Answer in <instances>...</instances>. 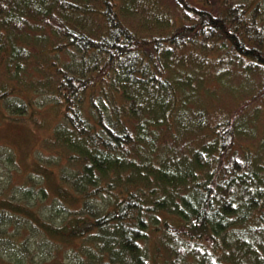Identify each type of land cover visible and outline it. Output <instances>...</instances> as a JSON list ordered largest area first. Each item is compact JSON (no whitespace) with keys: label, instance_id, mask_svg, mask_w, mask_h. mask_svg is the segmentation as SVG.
I'll use <instances>...</instances> for the list:
<instances>
[{"label":"trees","instance_id":"16d2710c","mask_svg":"<svg viewBox=\"0 0 264 264\" xmlns=\"http://www.w3.org/2000/svg\"><path fill=\"white\" fill-rule=\"evenodd\" d=\"M6 50L0 105L50 86L61 116L50 187L0 197V264H264V0H0Z\"/></svg>","mask_w":264,"mask_h":264},{"label":"rangeland","instance_id":"374dc122","mask_svg":"<svg viewBox=\"0 0 264 264\" xmlns=\"http://www.w3.org/2000/svg\"><path fill=\"white\" fill-rule=\"evenodd\" d=\"M8 42L9 39L5 38L3 44ZM17 46L21 47L20 44ZM8 50L0 52V90L5 94L18 84L17 80L13 78L14 72L7 70L4 64V56L7 57ZM60 77H62L60 71L48 73V78L53 82H57ZM253 79L256 80V77L254 76ZM24 88L25 99L28 100L31 97L35 103L32 105L28 102L25 114H12L11 107L6 111L4 104L0 105V192H2L0 197L11 196V185L7 183L9 180L19 185L31 176L41 181L43 185L50 187L40 175L39 167L41 164L46 165L47 157L54 156L52 154V151L55 150L52 148V136L60 119L59 116H61L57 104L59 94L57 96L53 87L50 86L43 90L38 88L34 90L30 85H26ZM227 95L226 104L233 105L237 97L230 93ZM10 100L17 101V98L11 97ZM250 110L252 113L249 117H253V120L250 122L249 131L245 134V142L253 143L262 140L264 143V108L258 104L256 109L253 107ZM252 132H255V136L250 134ZM9 155L17 160V164L11 165L5 160ZM36 234L38 233L36 232ZM43 239L42 236L34 233H30L27 237L31 246L44 242ZM51 255L52 253L47 257L48 260L46 259L42 264H62V260H68L66 254L63 255L62 252L55 253L52 258ZM37 258L39 257L37 256ZM37 260L35 259V261Z\"/></svg>","mask_w":264,"mask_h":264}]
</instances>
